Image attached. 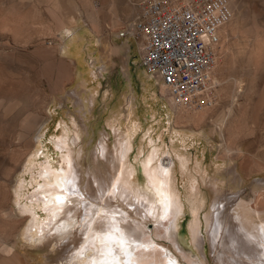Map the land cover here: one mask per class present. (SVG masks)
<instances>
[{"label":"rangeland","instance_id":"rangeland-1","mask_svg":"<svg viewBox=\"0 0 264 264\" xmlns=\"http://www.w3.org/2000/svg\"><path fill=\"white\" fill-rule=\"evenodd\" d=\"M57 1L59 10L71 12L69 0H0V255L7 254L16 264H67L65 248L57 238L49 239L58 231L37 239L23 234L29 213H21L15 192L23 182L21 201H29L34 186L31 180L45 160L61 163L56 141L67 133L72 155L81 168L82 185L88 184L89 193L100 195L96 179L106 186L118 163L114 152L117 135L128 131L136 120V115L129 112V97L135 92L134 110L143 123L133 135L124 165L125 176L134 168L130 176L133 193L123 202L114 201L127 207L136 194L153 196L144 173L149 157L156 156L151 166L169 163L173 158L172 183L183 203L175 218L177 237L185 250L202 259L201 241L204 264H218L212 232L215 203L224 199L222 207L229 201L228 211L232 212L233 198L250 196L264 178V0H231L232 17L221 28L215 45L216 63L211 72L215 101L199 109L179 106V113L171 109L166 98H160L159 111L137 96L142 88L139 73L146 70L133 37L134 51L121 46L118 52H112V46L128 40V36L119 35L124 29H115L112 21L133 24L147 0H73L83 14L74 29L83 27L95 37L94 50H85V60L80 64L74 61L73 65L64 53L52 52L63 44L64 30L52 15L51 5ZM126 60L128 70L124 69ZM103 64L106 67L101 71ZM82 69H87L89 82L85 84L75 78ZM115 76L124 82V93L108 90L109 80L113 83ZM150 80L154 84L159 81L152 76ZM232 100V116L222 126L229 141L225 143L219 134V121L230 110ZM185 115L195 118L189 120L183 118ZM35 121L38 123L26 139L28 124ZM74 139L78 140L71 143ZM104 139L105 150L101 151ZM177 154L185 156V165ZM251 205L264 208V194ZM85 212L82 209L81 214L85 216ZM261 214L264 216V209ZM150 219L146 220L148 230L145 227L148 236L168 244L176 253L165 228ZM127 221L145 237L136 220ZM157 231L163 236H157ZM70 237L75 245L83 238L76 229ZM177 255L189 264L181 252Z\"/></svg>","mask_w":264,"mask_h":264},{"label":"bare ground","instance_id":"bare-ground-1","mask_svg":"<svg viewBox=\"0 0 264 264\" xmlns=\"http://www.w3.org/2000/svg\"><path fill=\"white\" fill-rule=\"evenodd\" d=\"M69 2L68 4H70L69 7L71 8V12L69 13L59 10L61 6L58 1L53 2L51 5L53 17L57 20L60 29L65 32V34L62 32L63 44L60 47L53 48L52 52L54 54L64 53L65 58L73 65L74 61L80 64L85 60L83 58L85 50H94L95 37L91 36L89 31L83 27H75L74 29L75 24L78 23L79 18L83 14L73 0H69ZM228 2L231 16L218 27V35L221 33V28L232 17L231 0H228ZM234 8L236 9V7ZM111 26L115 29L123 28V31H119V35L121 32H124V36H128L127 41H120L117 43V46H112V52H118L121 46L125 47L128 51H134L133 41L130 39V36L137 41L138 48L140 49L141 41L136 37L134 24L124 25L114 19ZM105 67V64H103L99 69L101 70L102 68L104 70ZM124 69L128 70L127 60L124 63ZM147 72L142 70L139 73L142 88L141 93H138L137 96H141L143 102L150 103L151 109L159 111L162 110V106L159 105L160 98H166L171 109L179 113L178 108L181 105L174 101L166 85L158 77L148 72L149 75ZM86 75L87 69L78 70L75 78L76 80L81 79L82 83L85 84L89 82ZM151 76L160 82L156 81V84L152 83V80H150ZM108 90L111 93L121 94L125 92L126 86L121 77L115 76L113 83L109 80ZM135 95L136 93L134 92L129 97L131 105H129V112L131 115H136V120L129 126L128 131H121L117 135L114 152L118 165L116 164L117 167L115 166V171L111 173L110 179L107 178L108 184L106 186H102L101 180L96 179L100 195H94V192L89 193L91 186H88V184L87 186L82 185L81 168H79L78 163L72 155V147L70 148L68 144L69 134L67 135L66 133V135L56 141V146L62 153L61 163L59 165L54 164L49 158L45 160L43 166L41 165L39 173L34 174L31 180L30 184L34 186L33 190L28 194L29 201L24 203L21 201L23 182L15 192L16 201L21 213H29V223L23 230V234L27 238L34 237L37 239L48 238L51 236L52 231H58L59 234L54 232L55 235L49 239L53 240L57 238V242L65 248L63 254L65 255L67 264H184L180 260V255H177L178 251L181 252L182 257L189 264H204L205 256L201 241L199 242V247L204 257L202 259L189 253L188 249L185 250L175 232V218L183 208V203L178 189L172 183L173 158H171L169 163L160 162L157 166H151V161L156 157L151 154L148 159L149 167L146 166L144 173L147 176L153 196L148 195V193H140L136 194L134 202L130 201L129 203L128 200V206L134 207L135 211L132 212L128 206L120 205L114 201L127 200L129 194L132 195L133 193L130 176L133 175L134 168L128 170V176H125L124 165L128 152L132 147L133 135L136 129L143 123L142 117L137 116V112L134 110L136 103ZM234 100L235 103L239 101L238 97H235ZM235 103L232 100L230 110L219 121V134L225 143L227 139H225L223 134L222 126H225L226 121L230 118L229 116H232ZM184 117L189 120H194L195 118L194 115H185ZM36 123L38 122L35 121L28 124V129L25 133L26 139L29 132L34 129ZM77 140L74 139V142L71 140V143H75ZM105 141L104 139L101 142V151L105 148ZM227 149L229 152L232 151L229 144H227ZM177 155L181 159L182 165H185L187 161L185 156ZM97 177L101 179L100 176ZM257 184L258 187H254L255 189L252 190L250 196L240 199L233 198L232 212L228 211L229 201L222 207L221 203L224 199H218L215 203L217 214L214 217L215 224L212 232L214 238V257L218 264H264V216L261 214L264 208L260 209L261 207L251 205V201H255L257 204L259 197L264 194V178ZM108 199H112V202ZM38 209L43 212H38ZM82 209H84V212L85 210L87 212L85 216L81 214ZM81 215L84 216L82 218L83 221L79 220ZM130 218L138 222V227L143 228L144 238L138 233L140 231L137 232V228L135 230L131 223L127 221ZM149 218L154 220L157 227L161 225L165 228L166 237L176 247V253H173L168 244L156 241L152 236H148L149 232H146L145 227L147 229L146 220ZM143 225L144 227H142ZM75 229L78 231V235L82 233L83 236L79 245H75V239L70 237V234ZM56 234L59 236L56 237ZM156 234L160 236L162 235V231H157ZM90 250H92V253H89ZM14 255L17 257V254ZM0 264H16V261L12 257H8L7 254L6 256L3 254L0 255Z\"/></svg>","mask_w":264,"mask_h":264},{"label":"built area","instance_id":"built-area-1","mask_svg":"<svg viewBox=\"0 0 264 264\" xmlns=\"http://www.w3.org/2000/svg\"><path fill=\"white\" fill-rule=\"evenodd\" d=\"M143 6L133 20L143 68L182 107L211 106L217 29L231 16L228 0H147Z\"/></svg>","mask_w":264,"mask_h":264}]
</instances>
